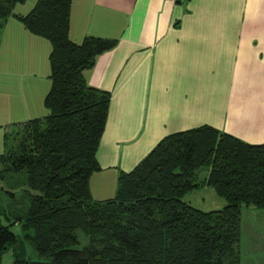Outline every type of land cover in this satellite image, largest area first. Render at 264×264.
<instances>
[{"label": "trees", "instance_id": "1", "mask_svg": "<svg viewBox=\"0 0 264 264\" xmlns=\"http://www.w3.org/2000/svg\"><path fill=\"white\" fill-rule=\"evenodd\" d=\"M26 1L0 0V45L11 17L47 39L51 88L46 114L15 124V145L4 135L0 195L26 209L0 213V264L11 248L12 264H247L243 212L264 210V143L208 124L175 132L119 172L113 197L96 199L90 180L101 169L97 153L112 94L90 85L85 71L118 40L74 41L73 0H35L16 12ZM205 186L226 205L205 211L184 199ZM5 207L0 203V212Z\"/></svg>", "mask_w": 264, "mask_h": 264}, {"label": "crops", "instance_id": "2", "mask_svg": "<svg viewBox=\"0 0 264 264\" xmlns=\"http://www.w3.org/2000/svg\"><path fill=\"white\" fill-rule=\"evenodd\" d=\"M24 4L16 10L30 8ZM87 35L118 40L85 71L90 85L112 94L93 195L108 198L103 181L115 167L131 171L175 132L208 124L264 143V0H73L70 37L81 42ZM51 48L16 17L8 20L0 45L5 105L13 97L8 87L33 88L28 108H16L19 91L13 97V106L29 113L13 128L46 114L40 106L51 88ZM246 213V262L264 264V210Z\"/></svg>", "mask_w": 264, "mask_h": 264}, {"label": "rangeland", "instance_id": "3", "mask_svg": "<svg viewBox=\"0 0 264 264\" xmlns=\"http://www.w3.org/2000/svg\"><path fill=\"white\" fill-rule=\"evenodd\" d=\"M28 3L25 5V9H27L28 7H31L32 5H34L33 3H35L33 0H28ZM16 9V8H15ZM24 12L23 8H18L16 10V12ZM0 77L6 78L5 75L3 74V71H0ZM15 82L13 83L14 86ZM15 87H8V91H10V94L13 95V97L16 95V93H18L17 91H19V93H21V100L17 101V107L16 108H20L22 107V104L24 103L26 105V107L28 108L29 106H31L32 100L33 98H28L30 96V93L33 92V88L31 86H29L28 84L24 87L25 92L23 91V87H19L16 88L14 90ZM12 89V90H11ZM27 95V96H26ZM13 97L11 98V100L9 101V99H7L8 104L9 105H5V100H6V96H2L0 93V153H2L3 151H5L8 146H4V135L5 134H9L10 135V139H9V143H12L11 145H15L16 142L14 140L15 135L13 134V126H14V121L17 119L18 121H22L25 119H29L28 115L29 113L27 112V108L25 110H17L14 106V99ZM23 102V103H22ZM42 108V111L44 109V112L46 111V108L43 106H40ZM11 110V113L14 114L13 116L11 114L8 113L7 110ZM25 111V112H24ZM42 113V112H41ZM36 116L40 115L37 113ZM207 117V116H206ZM213 118V116H212ZM118 167H115V173H112L111 177L109 178V180H104V189L108 190L107 192V197H113V195H115L116 192V187H117V179H118V172H117ZM99 182V181H98ZM2 183L0 182V185ZM100 184V183H99ZM4 185V184H3ZM6 185V184H5ZM19 190V189H18ZM92 190V188H91ZM115 190V191H114ZM114 191V192H113ZM95 198L96 199H103L104 196H106V194H98L96 191H94ZM93 194V191H92ZM186 201H189L190 203H192L195 207L201 209V210H205V211H209V210H213V209H218V208H222L223 206L226 205V201L225 199H223L222 197H220L215 189L213 187L210 186H205L203 188H201L198 191H192L186 194L185 198ZM0 203L3 206H7L5 208H2L1 210V215L2 213L5 215H8V209L10 211H12L13 209H26V206H20V204H18V201L16 200H5V194L4 195H0ZM246 210H244L243 212V220L244 223L247 220H250V216L248 213H246ZM256 221V220H255ZM9 223V222H7ZM11 229L19 234L20 238L21 235H23V233H21V226L19 224H15L11 227ZM248 235L245 234L244 236V241H243V246H242V256L244 257H248L249 253H250V248L249 246V242H248ZM26 244V249L28 251V256L31 258H37V252L32 248V246L30 244ZM12 260H13V249H9L8 251H6L4 253L3 256V261L1 264H12ZM247 264H251V263H247Z\"/></svg>", "mask_w": 264, "mask_h": 264}]
</instances>
